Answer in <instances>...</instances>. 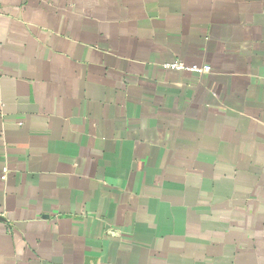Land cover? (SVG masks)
<instances>
[{"label":"crops","instance_id":"0c3cea01","mask_svg":"<svg viewBox=\"0 0 264 264\" xmlns=\"http://www.w3.org/2000/svg\"><path fill=\"white\" fill-rule=\"evenodd\" d=\"M0 264H264V0H0Z\"/></svg>","mask_w":264,"mask_h":264},{"label":"built area","instance_id":"2783aa9c","mask_svg":"<svg viewBox=\"0 0 264 264\" xmlns=\"http://www.w3.org/2000/svg\"><path fill=\"white\" fill-rule=\"evenodd\" d=\"M186 69H188L190 71H193V72H197V73H205V72H208L210 70V66H207V65H204V66H191V67H188Z\"/></svg>","mask_w":264,"mask_h":264}]
</instances>
